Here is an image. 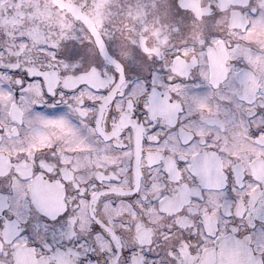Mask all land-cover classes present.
I'll return each mask as SVG.
<instances>
[{"label": "snow or ice", "instance_id": "snow-or-ice-1", "mask_svg": "<svg viewBox=\"0 0 264 264\" xmlns=\"http://www.w3.org/2000/svg\"><path fill=\"white\" fill-rule=\"evenodd\" d=\"M90 7L0 0V264H264V0L127 50Z\"/></svg>", "mask_w": 264, "mask_h": 264}, {"label": "flooded vegetation", "instance_id": "flooded-vegetation-1", "mask_svg": "<svg viewBox=\"0 0 264 264\" xmlns=\"http://www.w3.org/2000/svg\"><path fill=\"white\" fill-rule=\"evenodd\" d=\"M43 6L50 2L70 4L75 9L78 0H37ZM87 2V0H86ZM91 7L79 18L84 24L112 32L121 50H127L139 37L142 46L157 48L163 35L174 43L184 42L170 31L171 18L166 12L169 0H90ZM208 0H185L195 19L190 22L186 39H199L204 31L202 14L207 12ZM54 23H73L63 12L53 11ZM79 27V25H77Z\"/></svg>", "mask_w": 264, "mask_h": 264}]
</instances>
